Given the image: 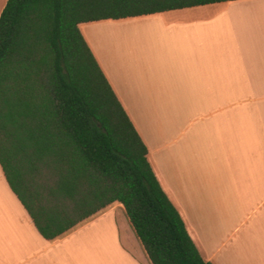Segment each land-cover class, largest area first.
I'll list each match as a JSON object with an SVG mask.
<instances>
[{"label": "crops", "instance_id": "obj_1", "mask_svg": "<svg viewBox=\"0 0 264 264\" xmlns=\"http://www.w3.org/2000/svg\"><path fill=\"white\" fill-rule=\"evenodd\" d=\"M6 1L0 0V14ZM119 21L146 29L131 39L130 49L97 47L90 31ZM79 28L203 259L264 264V0L103 19ZM115 203L47 240L0 165V264H151L130 223L119 222ZM107 214L113 218L95 259L76 258L72 239Z\"/></svg>", "mask_w": 264, "mask_h": 264}, {"label": "trees", "instance_id": "obj_2", "mask_svg": "<svg viewBox=\"0 0 264 264\" xmlns=\"http://www.w3.org/2000/svg\"><path fill=\"white\" fill-rule=\"evenodd\" d=\"M224 1L232 0L6 1L0 165L45 239L119 202L151 264H212L161 187L79 24Z\"/></svg>", "mask_w": 264, "mask_h": 264}, {"label": "rangeland", "instance_id": "obj_3", "mask_svg": "<svg viewBox=\"0 0 264 264\" xmlns=\"http://www.w3.org/2000/svg\"><path fill=\"white\" fill-rule=\"evenodd\" d=\"M96 26L93 28L94 30L90 31L94 43L97 45V47H100L102 44H106V46H108L113 52H116L117 49L122 51L132 48V43L130 42L131 39L134 38L135 40H139V35L143 30L146 29V26L141 25L140 23L129 26L127 21L105 22ZM127 26L130 27V29L123 31V29ZM120 36H123L122 40H119ZM125 37H128L127 40H129L127 44L124 43ZM112 207L117 210L119 222L129 226V222L124 211L125 209H123L124 207L118 203L113 204ZM112 216L113 214H107L95 221L88 223V225H86L79 233H77V235H75V237L72 239L73 244H71V249L73 250L74 254H76V258L82 260H86L84 258H91L90 260L95 259L97 254H94V249H97L99 242L106 241L107 234L109 233L107 224L110 222L111 218H113ZM89 249L93 250V252H91ZM88 261L89 260L87 259L86 262ZM128 262L129 264H134L130 260ZM88 263L93 264L91 262ZM119 263L121 262L117 261V264ZM123 264L128 263H126L125 260Z\"/></svg>", "mask_w": 264, "mask_h": 264}]
</instances>
